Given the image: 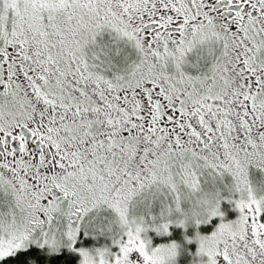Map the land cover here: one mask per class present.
<instances>
[{
	"label": "snow or ice",
	"instance_id": "obj_1",
	"mask_svg": "<svg viewBox=\"0 0 264 264\" xmlns=\"http://www.w3.org/2000/svg\"><path fill=\"white\" fill-rule=\"evenodd\" d=\"M0 264H264V0H0Z\"/></svg>",
	"mask_w": 264,
	"mask_h": 264
}]
</instances>
